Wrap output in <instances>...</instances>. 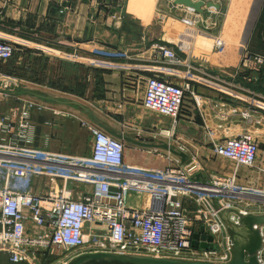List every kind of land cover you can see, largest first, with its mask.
<instances>
[{"label": "crops", "instance_id": "obj_1", "mask_svg": "<svg viewBox=\"0 0 264 264\" xmlns=\"http://www.w3.org/2000/svg\"><path fill=\"white\" fill-rule=\"evenodd\" d=\"M58 1L0 0V36L14 44V55L0 62V73L21 81L22 88L15 91L86 102L98 121L144 144L123 141L129 165L162 169L169 152L148 146L161 142L185 154L186 161L196 158L204 169L198 176L231 177L235 164L216 157L213 144L247 133L259 145L258 164L264 167V75L251 81L236 73L246 51L264 54V0H188L191 5L65 0L70 11L64 15ZM216 37L221 44L215 51L207 49ZM162 47L172 48L182 64L163 61ZM126 75L138 79L137 90L124 84ZM151 76L191 86L193 95L186 94L175 120L142 107L144 80ZM16 96L0 100L2 109L20 114L23 99L30 96ZM47 103L60 111L77 108ZM29 122L26 134L42 148L64 152L76 140L63 135L73 120L44 111L32 112ZM18 125L19 117L12 132ZM236 172L240 184L259 185L263 179L260 171L245 167ZM183 202L188 211L195 208L190 200ZM140 204L130 197V206ZM0 261L6 262L7 255L0 254Z\"/></svg>", "mask_w": 264, "mask_h": 264}, {"label": "built area", "instance_id": "obj_2", "mask_svg": "<svg viewBox=\"0 0 264 264\" xmlns=\"http://www.w3.org/2000/svg\"><path fill=\"white\" fill-rule=\"evenodd\" d=\"M58 2L60 14H67L70 8L65 7V0ZM220 44L216 37L207 49L215 51ZM158 51L163 61L182 64L172 48ZM13 55L14 44L0 36V62ZM236 73L256 81L264 75V54L246 51ZM21 84L0 73V92L6 97L22 88ZM124 84L133 90L140 86L138 79L128 75ZM144 88L142 107L173 120L186 94L193 95L188 84L178 86L158 76L147 77ZM44 111L85 129L91 140L89 156L34 152L26 129L30 114ZM17 117L19 130L12 132ZM259 150L247 133L214 143L213 154L233 162L234 175L195 179L204 170L196 158L182 163L167 153L162 169L125 163L124 142L75 110L60 111L29 97L23 99L18 114L3 110L0 103V254L7 255V261L0 264H65L66 259L93 252L226 264L233 257V243L218 213L235 209L240 217L230 214L228 219L237 225L245 215L264 216V167L258 164ZM242 167L260 171L261 183L240 184L235 174ZM132 195L140 205H129ZM185 198L195 207L192 211L186 208ZM200 228L211 238L205 249L191 245L195 236L199 245L204 243ZM254 228L261 245L255 258L264 264V223Z\"/></svg>", "mask_w": 264, "mask_h": 264}, {"label": "water", "instance_id": "obj_3", "mask_svg": "<svg viewBox=\"0 0 264 264\" xmlns=\"http://www.w3.org/2000/svg\"><path fill=\"white\" fill-rule=\"evenodd\" d=\"M178 3H183L186 5H191L188 0H177ZM198 9L199 5L194 6ZM9 95H28L38 100H43L50 103H63V104H71L81 109L85 114H87L93 122L107 132L109 135L132 144L141 145L144 144L132 140L122 134L116 133L114 130L108 128L106 125L101 123L96 119L94 114L90 111V109L86 107H82L76 103H67L61 102L57 99L44 96L34 92H24V91H14L8 92ZM150 147L161 148L168 151L170 154L176 156L180 159L182 163H184L187 159V156L183 154L181 151L174 149L165 143H157L148 145ZM200 176H196L195 179ZM213 209L218 211L220 208L216 204V202H211ZM230 214L236 215L240 217L239 212L235 209H227L222 210L218 213L219 219L224 224L227 232L230 235V238L233 243V257L232 260L226 264H259L256 261L255 255L260 249V236L258 231L254 227H260L264 223V216H253V215H245L241 217L239 224L232 223L228 216ZM203 228H200V233L202 234ZM194 241H192V247L201 249L207 248V242L211 241V238L206 237L204 234L201 236V240L204 241L202 244H198L196 241L197 236L194 237ZM65 264H217L208 261L201 260H187V259H175V258H158L152 256H143V255H133V254H117V253H103V252H93V253H82L77 255L70 260H68Z\"/></svg>", "mask_w": 264, "mask_h": 264}, {"label": "rangeland", "instance_id": "obj_4", "mask_svg": "<svg viewBox=\"0 0 264 264\" xmlns=\"http://www.w3.org/2000/svg\"><path fill=\"white\" fill-rule=\"evenodd\" d=\"M5 98H8V97H6L4 94H1V92H0V100L5 99ZM66 100H68V98H66ZM71 100L78 102L79 105L82 107L88 108L86 102H84L82 100H76V99H71ZM1 105H2V103H1ZM74 110L77 111L78 114L81 116H84V115L87 116L79 108H74ZM68 128H69V130L65 131L63 135H66L68 137L69 136L70 137L76 136V140L74 143L69 142V144H66V148H65L64 152L52 151V150H49L47 148H42L38 144L34 143V141H32V140H31V142L33 144H31L30 147L33 149L34 152H42V153L49 152L52 155H56V156H65L66 155L69 157H85V155L88 153V150H90V141L91 140H90L89 134L82 127H80L77 122H75V124H69ZM72 152H74L76 154H74ZM49 153H47V154H49ZM64 254H62V256ZM64 261H65V259L62 260L61 262H64ZM67 261H68V259H66V262Z\"/></svg>", "mask_w": 264, "mask_h": 264}]
</instances>
